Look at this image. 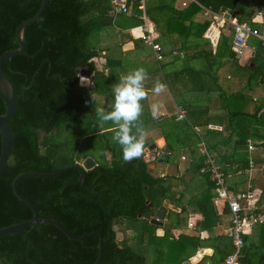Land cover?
I'll list each match as a JSON object with an SVG mask.
<instances>
[{"label": "trees", "instance_id": "trees-1", "mask_svg": "<svg viewBox=\"0 0 264 264\" xmlns=\"http://www.w3.org/2000/svg\"><path fill=\"white\" fill-rule=\"evenodd\" d=\"M42 1L0 0V55L19 46L15 37L17 26L33 17ZM196 1L219 14L232 10L238 15V21L254 24L252 17L256 9L242 6L240 0ZM128 3L129 14L112 15L110 0H48L40 17L25 28L26 53L3 62V71L12 81L18 97L9 120L13 149L0 176V228L29 220L34 215L15 194L12 188L15 177L30 172H57L46 177H23L17 181L16 188L35 206L39 218L56 219L76 236L99 231L103 244L97 264H181L202 247L213 248L211 255L203 257H218V262H223L232 250L231 240L227 235L212 233L221 222V216L228 217L229 211L224 207L218 213L214 205L217 193L198 144L201 139L205 140L232 190L230 175L249 168L248 140L262 141L259 147L264 146V134L251 129L254 118L258 124L263 119L256 116L257 112L229 111L227 121L232 132L224 142L228 144L232 140L231 150L219 153L216 140L222 129L195 131L196 127L214 122L208 105L183 103L185 117L182 119L173 115L155 120L153 116H145L143 111L140 119L144 132L160 128V136L165 140L162 153L167 154L168 159L172 153H186L188 171L206 180V186L190 197L187 204L194 203L202 215L196 222L197 231H207L209 235L202 238L199 233L183 232L174 237L172 229H184L187 225L189 210L185 190L188 182L179 189L173 175L161 176L156 170L157 173H151L148 166L156 161H146L145 151L140 159L125 163L121 146L112 139L115 126L111 122L101 123L96 115L98 108L110 111L114 104L111 95L120 81L116 68L122 60L107 57L105 67L95 69L94 60L103 49L97 47L93 39L112 25L131 29L143 24L139 0H128ZM200 10L194 1L186 7H177L174 0H145V13L153 22L156 41L185 31L202 36L211 21H195ZM227 40L221 37V41ZM252 44L257 50L249 68L255 76L264 79V49L257 40ZM230 54L234 56L231 51ZM78 67L93 70L94 86L80 83ZM174 76L178 77L176 80L181 87L219 91L226 97L217 84V76L202 67L177 72ZM209 78L212 84L204 86V80ZM106 94L113 98L107 107L96 98ZM5 109L0 97V114ZM239 119L243 120L240 124ZM240 125L244 131L243 128L239 131ZM153 142L145 139V148ZM155 152L156 157L161 154L158 148ZM87 157H91L95 165L83 171L84 179L80 182V168ZM259 201H264V194ZM162 205H169L166 220L173 228H165L164 234L158 235L157 229L161 226L145 220L143 215H153ZM176 207L181 208L180 212L174 211ZM114 225L117 230L113 229ZM257 230L254 235L244 236L241 257L244 264L264 260V224L258 225ZM98 244V235L72 240L53 224L29 226L0 236V264H95ZM202 261L204 259L196 264H203Z\"/></svg>", "mask_w": 264, "mask_h": 264}, {"label": "crops", "instance_id": "crops-1", "mask_svg": "<svg viewBox=\"0 0 264 264\" xmlns=\"http://www.w3.org/2000/svg\"><path fill=\"white\" fill-rule=\"evenodd\" d=\"M182 1L184 0H181L180 3H178V0L175 1V5L177 7H186L191 3L188 1L185 5H183ZM194 2L201 7V10L197 12L194 17L195 21L202 22L206 19L211 21V25H209L202 36L185 31L180 34H173L171 38H166L162 41L157 40L163 49V59L158 61L156 60L152 49L149 46L144 45L139 38V30L136 28L140 25L124 30L114 26V29L101 34V37L104 36L109 39H113V41L109 44H105L107 46L102 44L99 45V47L103 50L101 51L99 58L94 60V66L95 69H103L105 67L107 57L121 59L122 61L120 67L116 68L117 73L120 75V81L121 78L130 71L139 67L145 68L148 73V79L145 81V87L149 90V96L146 100L142 101L144 106L143 111L146 113L145 116H152L150 105L154 101L159 102L162 105V109L160 114L157 117H154L155 120L169 118L173 115L177 116L178 119H182L179 118V111H184L182 105L185 102L197 105H208L209 114L214 116V122L212 121V124H209L206 127H196L195 131L203 133L205 129H214L219 131L222 129V132L216 141L219 142V153H225L231 150L232 143V140L228 142V144L224 142L225 137L232 132V126L227 121L229 111H232V113L233 111H237L247 114L257 112L256 116L263 119L261 120L262 123L258 124L257 119L254 118L251 123V129H258L264 134V79L259 76H255V74L251 72L252 69L249 68L252 67L251 59L256 55L255 54L254 57L252 56L249 47L244 50L240 58H236L230 54V44L233 33L232 28L226 22V19L230 17L237 19L238 15H235V12L232 10H226L219 14L209 8H205L196 0H194ZM240 4L248 9H256L255 14L252 17L253 19L259 8L258 0H240ZM223 20L225 21L224 23L220 22ZM252 23H254L252 24L253 26L256 24L255 27H259V23L255 20H252ZM155 35L157 36L156 32ZM223 36L227 37L228 40L221 41V37ZM109 48H111V50ZM115 64H117V62H115ZM201 67L205 71L214 73L217 76V84L221 87V91L226 94L225 98L221 96L219 91H193L187 85L185 87H181V83L176 80L178 77H173V75L177 72ZM86 78L89 80L88 77ZM156 81L163 82L166 85V91L161 93L159 96H155L152 93V89ZM204 81V86L212 84L210 78L207 79V81ZM88 85L94 86V83ZM247 91L250 92V94H247ZM111 96H114V93ZM111 96H109V101L113 99ZM220 120L222 122H219ZM241 122H243V120L239 119L238 123L240 124ZM242 128L243 125H240L239 131H241ZM242 131H244V128ZM160 140L161 141L158 142L159 147H157L161 151L160 155L164 156L163 159L169 160L168 155L162 153L161 150L165 144V140L162 137ZM200 142L198 144V151L202 154L200 150ZM261 142L262 141L253 139L248 140V145L251 143L255 147L252 151L248 148V155L250 157L248 179L245 180L243 176L247 173V170L245 172L239 171L229 177L230 184H232L234 189H232V191H255V193H258L257 197L259 200L263 198L264 194V163L261 156L263 154L264 146L259 147ZM260 148H263V150ZM178 158L183 160L186 159L184 154L180 156L178 154ZM180 164L181 167L179 166V162L175 164L177 165L180 173L173 176L175 177V181H181L180 184H178L179 189H182L185 183L188 182L185 190V203L186 208L189 210V217L187 218V225L184 229L171 228L173 236L177 237L180 233L184 232L189 235L199 233L200 237L205 238L209 235V233L207 231L198 232L196 229V222L202 219V215L198 212L194 203L187 204V200L200 193L206 186V183L205 186L202 187L199 180L200 176L194 172H192L193 176L191 178L189 177V179H186L185 181V176H183L184 172L187 171L185 173H191V171H188V166H185L182 161ZM159 174L161 176L165 175L162 170ZM191 179L193 181H191ZM213 192L215 193L214 190ZM213 202L218 210V213H221L224 207L221 202H217L216 196L213 198ZM166 206L168 209L169 205ZM180 210V207L174 208V211L176 212H180ZM220 220L221 222H219L213 229V235H227L230 225L229 216H221ZM164 222L169 221L165 218ZM160 228L163 229L162 226ZM257 229L258 225L254 226L247 235L256 234L258 232ZM164 231V229L163 231L159 230L158 234L163 235ZM203 248H208L209 251L207 253H203L201 257H198L197 260L195 262H191V264H196L202 259H204V261H202L203 264H224V261L218 262V257H203L204 255H211L213 253L212 247H202L196 252V254ZM196 254L194 256H196ZM194 256L184 261H191Z\"/></svg>", "mask_w": 264, "mask_h": 264}, {"label": "built area", "instance_id": "built-area-1", "mask_svg": "<svg viewBox=\"0 0 264 264\" xmlns=\"http://www.w3.org/2000/svg\"><path fill=\"white\" fill-rule=\"evenodd\" d=\"M177 1V0H174ZM194 0H184L182 4ZM141 9V18L143 24L137 27L139 30V38L144 45L149 46L154 52L155 58L158 61L163 59V49L159 42L156 41L154 25L145 13V0H139ZM111 14H129L130 5L128 0H110ZM259 8L255 17L252 19L259 23V27H255L250 23L240 22L237 19L230 17L226 22L232 28V41L230 51L234 57L240 58L244 50L249 47L252 56L256 54V46L252 44L253 40L260 42L264 49V0H258ZM224 23L225 21H220ZM182 110L179 111V118H184ZM250 151L254 150L253 144H249ZM200 150L205 156V163L208 165L210 179L213 181L214 189L217 193L216 200L221 202L223 207H227L229 211V228L227 235L231 240L232 250L224 259V264H244L241 261L242 248L244 246V236L256 225L264 224V201L259 203V199L255 192L232 191L228 188L224 173L220 170L213 154L207 149L204 140L201 139ZM264 264V260L261 263Z\"/></svg>", "mask_w": 264, "mask_h": 264}, {"label": "water", "instance_id": "water-1", "mask_svg": "<svg viewBox=\"0 0 264 264\" xmlns=\"http://www.w3.org/2000/svg\"><path fill=\"white\" fill-rule=\"evenodd\" d=\"M47 2H48V0H43L38 11L36 12V14L33 17L23 21L22 23H20L17 26L16 31H15V37H16V40H17V43L19 46L15 49H12V50H6L0 55V97L3 99V101L5 103V107H6L5 112L0 114V137H1L0 176L2 175L3 171L5 170V168L7 166V161L9 159L11 152H12V149H13V131H12V128L9 124V120L11 119V117L14 114L15 102H16V98L18 97L17 94L15 93V88H14L12 81L9 79V77L3 71V62L6 59H11L13 56H17V55H21V54L26 53L27 41H26V35H25V28H26V26L34 23L40 17L41 13L43 12V10L47 4ZM76 70L81 76L88 77L89 81H91V83H93V73H92V70L90 68L78 67ZM80 83H81V80H80ZM21 96H23V94H21ZM159 140L157 141V143L159 142ZM157 147H159V145L157 146L156 142L151 143L145 148V153H148L149 151L152 152V150L157 148ZM155 159L160 162L162 160V156H159L156 158V155L152 154L150 157H145V160L148 162H151ZM94 165H95V161L91 157H87L83 160L82 167L80 168V170H81V174H80V178H79L80 182H83V179H84V174H83L84 172L83 171L90 169ZM148 169L151 173L154 172V170H155L154 167L151 168L150 166H148ZM64 170H66V168L62 169L61 171H64ZM55 174H57V172H54V173L30 172V173L19 174L17 177L14 178V180L12 182V188H13L15 194L20 199H22L32 209L34 215L29 220L21 221L19 223L13 224V225H9V226L0 228V236L16 233V232H18L22 229H25L29 226L45 225V224H53L58 229L62 230L68 236V238L72 239V240H83L86 236L98 235L99 236V244H98L99 254H98L97 261L95 262V264H97L101 258V255H102V244H103V239H102L99 231H94L91 233H84L82 235L76 236V235L70 233L56 219L39 218L38 212H37L35 206L27 198H25L23 195H21L16 188L17 181L23 177H29V176L46 177V176H52ZM167 211H168L167 206L162 205L154 212L153 215H150L148 213V214L143 215V218L145 220H149V222H151L153 224L162 226L163 229H165V228L171 229L172 224L169 222H164L166 215H167ZM138 216L141 217V214H139ZM113 229L117 230L118 229L117 225H114ZM163 229L158 228L157 234H158L159 230L163 231ZM117 235L119 238L122 237L121 232H118ZM208 251H209L208 248H203L196 254V256H194L191 259V261H184L182 264H191V262H195L198 257H201L203 253H207Z\"/></svg>", "mask_w": 264, "mask_h": 264}, {"label": "clouds", "instance_id": "clouds-1", "mask_svg": "<svg viewBox=\"0 0 264 264\" xmlns=\"http://www.w3.org/2000/svg\"><path fill=\"white\" fill-rule=\"evenodd\" d=\"M148 73L145 68L139 67L124 75L121 81L113 89L114 104L110 111L98 108L96 115L101 123L111 122L114 125L113 141L122 148V158L125 163L140 159L145 151V135L143 122L140 119L144 106L142 101L149 96V90L145 87ZM82 85L91 83L86 77H80ZM166 91L163 82L156 81L152 89L155 96ZM162 105L154 101L150 105L153 117H157Z\"/></svg>", "mask_w": 264, "mask_h": 264}, {"label": "rangeland", "instance_id": "rangeland-1", "mask_svg": "<svg viewBox=\"0 0 264 264\" xmlns=\"http://www.w3.org/2000/svg\"><path fill=\"white\" fill-rule=\"evenodd\" d=\"M180 1L181 0H178V3H180ZM114 28L115 27L113 25L112 26H109L107 29L101 31L96 37H94L93 41H96L95 45L97 47L100 44H102L104 46H107L105 44L111 43L113 41V39H109V38L104 37V36L101 37V34L103 32L110 31V30H112ZM119 29H121V28H119ZM121 30H124V29H121ZM109 49L111 50V48H109ZM90 86H92V85H90ZM247 94H250V92L247 91ZM109 96H110L109 94H106L104 96L97 95L96 98H97V100L99 102H101L102 105H104V106L107 107V105L110 106ZM102 98H103V100H102ZM144 135H145V139H149L150 138L151 140H154V142H157L161 138V136H160V129H158V128L148 130L147 132H144ZM157 146H158V143H157ZM260 149H262V148H260ZM155 153L156 152L153 149L152 152L149 151L148 153H146L145 154V157H150L152 154H155ZM182 154H184V156L186 157V159L183 160V159H180L181 157L178 158V154H176V153H172L169 156V160L163 159L164 156H162V160L160 162L156 161L155 163H153L155 165L156 171L157 172H160L162 170V171H164L165 175H167V174L168 175H175L177 173H180L179 170H178V168H177V165H175V164H177V162H179V166L181 167V164H180L181 161L184 163L185 166H188V163H189L188 162L189 156L186 153H183V152H180L179 153V156L182 155ZM261 156L263 158V163H264V150H263V154ZM166 163H167V165H166ZM153 164L151 163L149 166L152 168V167H154ZM156 171L154 170V173H157ZM256 171L259 172L258 170H256ZM185 172H187V171H185ZM185 172H184L183 176H185L184 177V180L186 181V179H189V177L191 178L193 176V173L192 172L191 173H185ZM246 172L247 173L245 175H243L244 178H245V180L248 179V176H249L248 172H249V170H247ZM181 179H183V178H181ZM192 179H191V181H193ZM199 180H200L201 186L204 187L205 186V183H206V180L203 177H200ZM180 182L181 181H175L174 180V183H175L176 186H178V184H180ZM253 192H255V191H253ZM255 194L258 195V193H255Z\"/></svg>", "mask_w": 264, "mask_h": 264}, {"label": "flooded vegetation", "instance_id": "flooded-vegetation-1", "mask_svg": "<svg viewBox=\"0 0 264 264\" xmlns=\"http://www.w3.org/2000/svg\"><path fill=\"white\" fill-rule=\"evenodd\" d=\"M152 151H153V150H152ZM154 151H156V148L154 149ZM155 155H156V154H155ZM159 156H162V155H159ZM159 156H157V157H159ZM157 157H156V158H157ZM153 161H157V160L155 159V160H153Z\"/></svg>", "mask_w": 264, "mask_h": 264}, {"label": "bare ground", "instance_id": "bare-ground-1", "mask_svg": "<svg viewBox=\"0 0 264 264\" xmlns=\"http://www.w3.org/2000/svg\"><path fill=\"white\" fill-rule=\"evenodd\" d=\"M159 141H161V140H159Z\"/></svg>", "mask_w": 264, "mask_h": 264}]
</instances>
